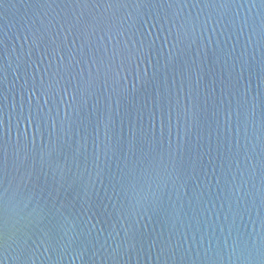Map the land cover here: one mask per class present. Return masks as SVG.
I'll use <instances>...</instances> for the list:
<instances>
[{
  "label": "water",
  "instance_id": "obj_1",
  "mask_svg": "<svg viewBox=\"0 0 264 264\" xmlns=\"http://www.w3.org/2000/svg\"><path fill=\"white\" fill-rule=\"evenodd\" d=\"M262 81L264 0H0V264H264Z\"/></svg>",
  "mask_w": 264,
  "mask_h": 264
},
{
  "label": "snow or ice",
  "instance_id": "obj_2",
  "mask_svg": "<svg viewBox=\"0 0 264 264\" xmlns=\"http://www.w3.org/2000/svg\"><path fill=\"white\" fill-rule=\"evenodd\" d=\"M234 2V0H223V3H231ZM194 31V29H193ZM188 38V34L185 33L183 35V37H181L180 34L177 35L176 39H177V43L182 42V39H187ZM262 84H264V81H262ZM132 191L135 193L136 189L135 186H133ZM3 247H4V237H3V231L2 229H0V255H2L3 252ZM30 251V249L24 248L21 250L20 255L21 256H25L28 254V252ZM163 252V249L161 250ZM234 253H235V249H233Z\"/></svg>",
  "mask_w": 264,
  "mask_h": 264
}]
</instances>
